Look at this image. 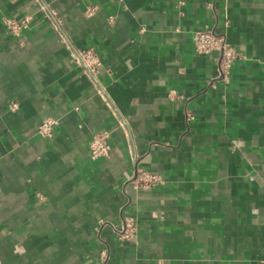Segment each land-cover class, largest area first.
Here are the masks:
<instances>
[{"label": "crops", "instance_id": "crops-1", "mask_svg": "<svg viewBox=\"0 0 264 264\" xmlns=\"http://www.w3.org/2000/svg\"><path fill=\"white\" fill-rule=\"evenodd\" d=\"M206 27L237 53L226 79ZM0 264H264V0H0Z\"/></svg>", "mask_w": 264, "mask_h": 264}, {"label": "built area", "instance_id": "built-area-1", "mask_svg": "<svg viewBox=\"0 0 264 264\" xmlns=\"http://www.w3.org/2000/svg\"><path fill=\"white\" fill-rule=\"evenodd\" d=\"M44 16L54 21L56 12L42 7ZM95 7H89L86 13H94ZM30 15L22 18L6 17L4 22L7 28L14 35H19L20 32L27 28L32 22ZM57 21V19H55ZM55 22V21H54ZM193 47L196 53L199 54H214L216 73L215 79H226L229 69L234 63L237 56L234 48L228 43L225 33L217 32L212 27L198 28L193 31ZM72 62L80 67L82 73L89 77H96L101 67V59L93 48H83L72 52ZM10 109L14 110L17 107L16 102H10ZM190 117L189 113L186 116ZM55 119L51 117L44 118L37 126L35 134L37 136H51ZM108 135L105 132H99L92 135L89 144L90 158L96 159L101 156H107L110 151L108 143ZM137 186L144 188L150 187L159 181L158 175L149 172H136L133 179ZM134 221L131 217H124L120 229L116 230L119 239H129L135 237L136 229Z\"/></svg>", "mask_w": 264, "mask_h": 264}]
</instances>
